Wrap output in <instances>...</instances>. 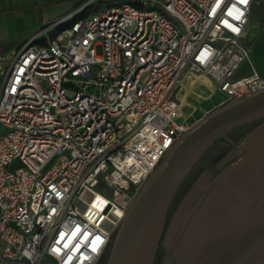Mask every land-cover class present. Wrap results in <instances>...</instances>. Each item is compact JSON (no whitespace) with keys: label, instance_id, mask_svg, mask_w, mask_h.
<instances>
[{"label":"built area","instance_id":"1","mask_svg":"<svg viewBox=\"0 0 264 264\" xmlns=\"http://www.w3.org/2000/svg\"><path fill=\"white\" fill-rule=\"evenodd\" d=\"M253 1L117 0L0 54V264L97 263L202 103L264 88Z\"/></svg>","mask_w":264,"mask_h":264},{"label":"water","instance_id":"2","mask_svg":"<svg viewBox=\"0 0 264 264\" xmlns=\"http://www.w3.org/2000/svg\"><path fill=\"white\" fill-rule=\"evenodd\" d=\"M262 117L264 88L253 93L241 92L240 97L205 113L187 131L181 130L179 140L166 151L131 201L112 239L105 264H152L173 194L204 149L231 129ZM257 137H264V123L242 140L237 154L241 159L237 163L228 165L209 181L200 178L183 199L167 229L168 255L162 264H264V207H257L253 198L239 199L240 210L252 214V219L248 217L247 222L207 238L206 244L195 251L180 246L193 215L207 196L231 175L248 172L244 181L261 184L262 161L251 157L255 148L247 150ZM262 147V144L257 146V150ZM205 176L210 177L208 173ZM172 237L175 239L169 243Z\"/></svg>","mask_w":264,"mask_h":264},{"label":"rangeland","instance_id":"3","mask_svg":"<svg viewBox=\"0 0 264 264\" xmlns=\"http://www.w3.org/2000/svg\"><path fill=\"white\" fill-rule=\"evenodd\" d=\"M117 0H4V3L10 8L4 6L3 11L6 9L8 11L15 10H29L32 11L34 16L37 18V21L32 29L28 28L26 21L23 24H16L11 22L7 17L0 16V54L8 55L12 50H15L18 45H20L24 40H29L33 34L38 29H43L47 27L51 22L58 20L62 16L67 14H74V11L77 10L80 13L82 10L86 14L97 11L101 8L107 7L116 3ZM8 2L11 4L9 5ZM48 11L49 15L45 18L46 22L41 24L42 13ZM259 29V32H258ZM55 29H48V35L51 36L55 33ZM251 34L256 38L252 41ZM257 34V35H256ZM247 41L250 45H255L256 43H264V0H254L250 9L249 15V25L247 29ZM258 47V46H256ZM258 49V48H257ZM259 68L264 72V61L258 62ZM193 90L190 92L192 93ZM186 93H189L188 86L186 85ZM223 100V96L216 94L209 102L202 103V108L204 110L211 109L214 105H218ZM201 116V112L198 111L194 118ZM1 132V131H0ZM240 143L241 141L231 145L226 143L222 137L215 139L210 143L202 152L198 160L193 164L191 169L186 174V178L189 177L198 161H203L205 168L210 167L214 168L218 165L219 162L225 159V156L231 151L237 154L240 153ZM222 148V152L219 153L217 158L212 162H207L206 157L211 155L216 149ZM200 172V173H201ZM199 173V174H200ZM201 179L209 181L210 178L200 175ZM158 262V261H157ZM41 264H54L48 257H44Z\"/></svg>","mask_w":264,"mask_h":264},{"label":"flooded vegetation","instance_id":"4","mask_svg":"<svg viewBox=\"0 0 264 264\" xmlns=\"http://www.w3.org/2000/svg\"><path fill=\"white\" fill-rule=\"evenodd\" d=\"M264 118V117H262ZM259 118V119H262ZM256 120H253L251 122H248L246 124H250L253 123ZM264 123V121H260L259 123H253V127L251 130H249L243 138H241V140L235 141V138L232 137L231 135H229V132H231L234 129H237L238 127H235L233 129H231L230 131L225 133V136L222 137L224 139V141L226 143H229L231 145H234L235 143L241 141L251 132L253 131L256 127H258L260 124ZM264 145V137L260 138H254L249 144H248V152L250 150H252L253 148H255V150H253V152H251L250 155H252L251 157H253V159H259L261 161L262 158H264V147H262L260 150H257V146L260 145ZM262 157V158H261ZM241 159V157L239 155H237V153L235 152H229L226 156L225 159L222 160L221 162L218 163L217 166H215L214 168H210L207 167L205 168L204 171H202L200 174H198V176L195 178L194 182L190 185V187L188 188V190L185 192V194L183 195L182 199L179 201V203L177 204L176 208L174 209V212L172 213L171 218L169 219L167 225L165 226V221H164V226H163V230L158 238L157 241V246L155 248L154 254H153V259H152V264H162L164 259L167 257L168 255V249L166 247L165 244V239H166V235H167V229L170 226L171 220L173 218L174 213L176 212V210L178 209V207L180 206V204L182 203L183 199L188 195V193L191 191L192 187L195 185V183L200 179V175H204L205 173H208V178L212 179L215 176H217L225 167H227L230 164H235L237 163V161H239ZM248 173V172H247ZM247 173H244L240 176H238L237 174H234V177L231 178V182L229 183L228 186H220L218 187V189L216 190L215 193H213V202L207 206V208H205L203 210V212H205V215L208 217H211V220L214 221V226L213 228L216 229V231H222L224 229H229L230 227H232L234 225V223L237 221H240L242 218L246 219V213H244V211L240 210V200L239 198H248L253 194L252 191V186H250L249 181H244L246 178ZM187 176V175H186ZM186 176L184 177V179L182 180V182L186 179ZM251 179V178H250ZM181 182V184H182ZM246 183V184H245ZM180 184V185H181ZM179 185V187H180ZM179 187L176 189L175 193L173 194V197L169 203V206L167 208L166 214L174 200V197L176 196ZM232 189V190H231ZM253 196V195H252ZM232 198V200H226L225 198ZM192 199H190L189 201H191ZM189 201L187 203H189ZM238 203V204H237ZM166 217V215H165ZM165 227V228H164ZM175 237L171 238L168 242L169 243H173ZM112 242V240H111ZM111 242L109 243V245L107 246V248L103 251V253L101 254V256L99 257L98 261L96 264H105L110 252V248H111ZM158 261V262H157Z\"/></svg>","mask_w":264,"mask_h":264},{"label":"bare ground","instance_id":"5","mask_svg":"<svg viewBox=\"0 0 264 264\" xmlns=\"http://www.w3.org/2000/svg\"><path fill=\"white\" fill-rule=\"evenodd\" d=\"M192 84H193V81H190L189 84H187L189 93L192 91ZM261 161H262L261 169H260L261 175H262V179H260L261 184L257 186V185L252 184V181L251 182L249 181L250 186H252L253 196L251 195L248 198H253L257 207H264V158H262ZM238 174L239 173H237V175ZM233 177L234 175H231L229 179H226L225 182L222 183V185L217 186L213 193H215L218 187L220 186H223V185L228 186L229 183L231 182V178ZM258 190L260 191L258 192ZM213 193L207 196L203 205L197 210V212L193 215L191 221L188 223L185 233L182 235V240L180 242L181 243L180 246H182L181 248L188 247V248L194 249L195 251L196 248H200L201 246L203 247L206 244V242L208 241L207 238H210L211 236L217 235L221 232V231H216V229L213 228L214 221L211 220V217L207 218V216L205 215V212H203V210L207 208V206H209L213 202V199H214ZM243 198L246 199L245 197ZM225 199L232 200V198L230 197L228 198L226 197ZM246 215H247L246 219L242 218L240 221L236 220V222L234 223L232 227H236L240 224H243L245 221L247 222L248 217L252 219V214L247 213ZM224 230H227V229H224Z\"/></svg>","mask_w":264,"mask_h":264},{"label":"crops","instance_id":"6","mask_svg":"<svg viewBox=\"0 0 264 264\" xmlns=\"http://www.w3.org/2000/svg\"><path fill=\"white\" fill-rule=\"evenodd\" d=\"M8 4L10 5L11 3L10 2H8ZM4 6H6V7H8V8H10L8 5H6L5 3H4V0H0V16H5V17H7L11 22H14V23H16V24H23L24 23V21H26V23H27V25H28V28L29 29H32V27H34V28H36V26H34L35 25V23H34V21L36 22L37 21V18L34 16V14H33V12L32 11H29V10H21V9H19V10H13V11H8V10H4L3 11V8H4ZM77 10H75L74 11V13L76 12ZM48 15H49V12L48 11H44V13H42V20H40V22H41V24H44L45 22H46V20H45V18L46 17H48ZM68 15H73V14H67L66 16H68ZM250 15V14H249ZM62 17H64V16H62ZM61 17V18H62ZM60 19V18H59ZM56 21V20H55ZM52 23V22H51ZM39 30V29H38ZM37 30V31H38ZM36 31V32H37ZM258 32H259V29H258ZM34 35V34H33ZM257 35V34H256ZM258 36H253L252 34H251V39H252V41H254V40H256V38H257ZM24 41H26V40H24ZM24 41L22 42V43H24ZM252 41H249V43H248V41H247V39H246V41H245V46L250 50V52H251V56H252V59H253V61H254V64H255V66H256V68H257V70L259 71V73L262 75V76H264V72H262V70L259 68V66H258V62H260V61H264V43H256L255 45H250V42H252ZM21 43V44H22ZM20 44V45H21ZM20 45H18L17 47H19ZM256 46H258V47H256ZM16 47V48H17ZM258 48V49H257ZM12 51H14V50H12ZM11 51V52H12ZM209 102V101H208ZM217 107V105H214L211 109H209V110H206L207 112H209V111H211L212 109H214V108H216ZM198 112V111H197ZM196 112V113H197ZM195 113V114H196ZM202 116V115H201ZM201 116H199L198 118H196V119H199Z\"/></svg>","mask_w":264,"mask_h":264},{"label":"trees","instance_id":"7","mask_svg":"<svg viewBox=\"0 0 264 264\" xmlns=\"http://www.w3.org/2000/svg\"><path fill=\"white\" fill-rule=\"evenodd\" d=\"M84 15H86L85 11H82L76 15H74L75 19H78L80 17H83ZM65 25H62L60 27L56 28V31L61 30ZM260 121H264V118L262 119H258L257 121L253 122V123H259ZM253 123L250 124H246L243 125L241 127H238L237 129L232 130L231 132H229V135H231L232 137L235 138V141L241 140V138L244 137V135L252 129L253 127ZM222 148L220 149H216V151H214L211 155H208L206 157V161L207 162H212L215 160V158H217V156L219 155V153L222 152ZM205 166L203 165V161H198L197 164L195 165L194 169L192 170V173L189 177H187L182 184L179 187V190L176 194V196L174 197V200L166 214L165 217V226L167 225L169 219L172 216V213L174 212V209L176 208L177 204L179 203V201L182 199L183 195L185 194V192L188 190V188L190 187V185L194 182L195 178L198 176V174L201 172V170L204 168ZM165 228V227H164Z\"/></svg>","mask_w":264,"mask_h":264},{"label":"snow or ice","instance_id":"8","mask_svg":"<svg viewBox=\"0 0 264 264\" xmlns=\"http://www.w3.org/2000/svg\"><path fill=\"white\" fill-rule=\"evenodd\" d=\"M239 2L242 4H247L248 0H239ZM229 14H231V13H229ZM239 18H240L239 16L236 17V19H239Z\"/></svg>","mask_w":264,"mask_h":264}]
</instances>
